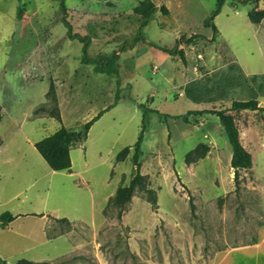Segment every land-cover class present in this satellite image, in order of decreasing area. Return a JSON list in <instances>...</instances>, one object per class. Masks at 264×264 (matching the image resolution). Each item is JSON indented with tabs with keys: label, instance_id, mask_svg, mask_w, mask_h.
<instances>
[{
	"label": "rangeland",
	"instance_id": "obj_1",
	"mask_svg": "<svg viewBox=\"0 0 264 264\" xmlns=\"http://www.w3.org/2000/svg\"><path fill=\"white\" fill-rule=\"evenodd\" d=\"M61 1L6 0L5 4L1 1L0 9L4 13L2 22L6 28H19L17 21L26 14L34 16V27L43 28L45 21L39 15L42 12L59 13ZM139 1L63 0L62 3L61 12L65 15L78 14L81 20L79 27L87 31L89 36L98 39V44L106 40L105 46H111L103 52L107 59L124 61L130 58L131 55H122L128 47H123L121 43L127 45V41L135 40L140 35L147 49L140 56L137 71L129 73L131 75L135 72L129 79L130 90L123 103L119 104L126 118L122 127L107 131L104 140L97 142L92 148L94 153L86 160L73 156V170L82 173L73 176L66 171H51L46 166L47 172L44 174L36 161L26 166L33 168L34 178L41 176L37 182L33 177L31 180L28 176L21 177L19 173L24 167L22 164H18L13 172V185L35 182L26 189L27 198L22 204L24 212L44 215L50 219L65 218L64 215L73 213L86 220L88 225L60 222L55 228L56 231L70 235L73 243L65 244L66 248L78 245L74 255L57 261L60 264H209L219 251L254 242L258 227L263 222L261 188L249 171L240 172L238 189H235L233 169L229 163L231 148L218 119L207 114L201 117L189 116L187 121L172 116H184L190 110L208 106L207 103L195 104L189 99L178 97L179 91L171 92L164 99L167 91H163L168 86L162 77L171 74L164 61L166 58L173 64L174 61L166 57L168 53L156 51L152 47L154 43H171L173 29L183 38L199 33L196 39L205 40L204 37H208L209 33V28L205 26L206 20L219 8V16L216 14L218 17L215 16L213 21L218 22L222 39L228 40L225 43L236 49L237 53L247 54L254 59L256 50L253 46L257 42L253 39V33L242 27L239 17H234L228 23L224 15L236 13L234 16H242L253 8L258 9L260 1L224 0L218 4V0H154L168 7L170 15L163 16L157 9L141 30L140 19L133 14V8ZM85 15L89 18L94 15V18L86 20L83 17ZM62 20L67 24L72 18L67 20L63 17ZM46 24V27H52L49 21ZM66 26L69 28V25ZM57 27L64 26L53 25L54 29ZM146 42H150V45ZM199 43L197 48L203 52L208 44L217 51H227L226 44L218 36L212 42ZM12 64L4 62L0 53V95H5L0 98V106L6 105L13 109L16 105L24 108L31 100L30 96L41 85L39 82L34 87L28 84L38 81L30 77L38 71L13 68ZM154 64L159 70L152 74ZM208 75L199 77L203 79ZM90 86L82 85V91L73 96L76 98L74 106H63L62 112L68 126L76 127L80 124L82 115L75 111L82 114L92 112L104 101L101 94L89 89ZM151 94L155 96L153 104L149 99ZM155 106L162 113H154ZM221 107L216 105L210 108L219 110ZM145 108L152 112L147 114L146 130L140 145V173L146 179L147 188L154 191L156 204L149 202L146 192L136 189L122 209L113 204L106 206V198L112 196L118 186L127 185L134 175L132 149L122 162L116 163L115 156L124 147L135 143ZM163 113L172 117L163 116ZM2 116L0 139L5 141L10 151L19 150L28 156L37 155L44 163L35 148L27 143L40 140L53 131L47 126L41 128L37 121H34L33 126L28 122L24 124L23 117L18 115ZM52 124L56 125L54 122ZM187 157L189 163L185 161ZM92 197L95 203L94 221L91 219ZM19 199L22 196L9 205L0 206V212L17 204ZM5 212L12 215L7 210L2 213ZM119 212L121 217L118 219ZM92 222L96 225L90 226ZM55 229L49 233L52 234Z\"/></svg>",
	"mask_w": 264,
	"mask_h": 264
},
{
	"label": "crops",
	"instance_id": "obj_2",
	"mask_svg": "<svg viewBox=\"0 0 264 264\" xmlns=\"http://www.w3.org/2000/svg\"><path fill=\"white\" fill-rule=\"evenodd\" d=\"M1 1L3 4L6 3V0H0V2ZM259 1L260 6L258 9H264V0ZM62 3L63 0L59 5V13L57 11L54 14L42 12L39 15V18L45 21V27L43 28L34 27V16L29 17L26 14L23 19L17 21V24L20 26L19 28H6L4 22H2L4 13H2L3 11L0 9V53L2 60L6 63L13 62L11 65L13 68H24L32 71L37 70L38 73L34 72V76L30 77L34 78L33 80L38 79V81H32L28 84L32 87L37 86V82L41 84L38 87L39 89L30 96L31 100L28 101L24 108L17 107L16 105L13 109L6 105L0 106V119L3 117L2 114H5L7 117L18 115L23 117L22 122L24 124L28 122L29 125L32 124L33 126L34 121H37L41 128H46L47 126V128L51 129L53 132L61 125L68 130L79 131L82 125L92 120L94 117H97L100 113V116L90 126L86 139L81 142L70 144L69 156L71 167L66 172H68L69 175L75 176L82 173V171L75 172L73 170V156L86 160L90 154L94 153L92 148L96 146L97 142L99 143L104 140L107 131L122 127L123 121L126 118H124L125 113L122 111L123 109L119 107V104L123 103L125 96H128L130 90L129 86L131 81L129 79L133 77L132 74L135 72L131 75L129 73H131L132 70L137 71L140 66V56L142 53H145L147 47L144 45L145 40L143 36L140 35V39L136 38L135 40L127 41V45L124 42L121 43L124 44L123 47H128L126 53L122 55H131L130 58L124 61H121L123 59H107V55L103 52H105L106 48L108 50L111 46H105L106 40H101V44H98V39L89 36L87 31L79 27L81 20L78 18V14L73 15L68 13L65 15L61 12ZM155 3L157 6L163 5L158 2ZM163 6L167 9V13L166 15H162H170V9L165 5ZM247 13L248 12L242 16H234L236 13H226L224 16L227 18L228 23H231L234 17H239L242 27L246 28L248 32L253 33V39L257 42V45L253 46L256 50L255 58L251 59L252 56L239 54L236 52V49H232L229 44L225 43L229 41L222 39L219 24L213 21L216 30L213 33L210 27H206L209 28V33L206 32L208 37H204L205 40L194 39L190 43L181 42L178 45V49L182 51V56L167 54L168 56L166 57L171 58L174 64L167 58L165 59L166 62L164 61L171 70V74L162 77V81L168 86L167 90L163 91L164 93L167 91V95H165L167 97L164 98L165 100L170 96L171 92L179 91L178 97L189 99L195 104L207 103L209 108L206 107L204 109H211L210 107L216 105H221L224 108L228 107L233 101L250 100L257 101L258 106L264 108V18L258 24H254L249 21L246 16ZM63 17L67 20L71 17L72 20L64 24L62 20ZM83 17H85L86 20H93L94 15L90 16V18L86 15ZM46 21H49L52 27H46ZM14 23L16 22L14 21ZM54 24L64 27H57L54 29ZM66 25H69V28H67ZM173 31L170 40L171 43L168 45L154 43L153 45L171 49L178 41L180 42L181 39H188L192 35L199 34L193 33L183 38L175 29H173ZM215 36H218L219 39L226 44L225 49L227 51L225 52L223 46L222 51H217L211 44L204 45L205 52H203V61L201 63V75H209L207 78L202 79L196 76L192 71V66L195 61L192 47L198 49L197 47L200 41L201 44L206 41L212 42ZM146 44L150 45V42H146ZM154 49L162 52L156 48ZM207 50L209 53H206ZM133 54L136 56L133 57ZM153 66L157 67L156 71L159 70L157 65L154 64ZM123 68H125L126 72ZM156 71L152 70V74ZM191 73L194 77L192 75V77L190 76ZM112 77L114 79H111ZM113 80L115 83H113ZM51 83L55 88L61 124L54 120L53 117L51 118L46 115L34 117L33 115V110L46 102V93ZM85 84L91 85L89 89L96 91V94H101L104 101L92 112L87 111L82 114L79 111H75V113L81 114L82 118L78 126L70 127L64 120L62 112L63 106H71V104L74 106L73 102L76 98L73 96L80 93L82 91V85ZM3 97H5V95H0V98ZM154 97L153 94L149 96L152 104L155 102ZM77 103L78 101L76 100V104ZM136 105L139 106L137 103ZM157 109L158 108L155 106L156 111H158ZM158 112L160 113L161 111ZM166 115L171 116L170 114ZM52 122L56 123V125H53ZM236 122L241 144L251 155V168L248 171L260 185L262 210L264 213V112H259L257 110L252 112L249 110L240 111L236 114ZM50 124H52L51 128L49 126ZM32 128L33 127H31V129ZM214 131L215 133L217 132V130ZM37 141L38 140L30 141L27 144L34 147L33 143ZM230 160L231 151L229 149V163ZM31 161H36L41 172L44 174L47 172V164L45 161L42 163L37 155L33 154L28 156L19 150L11 152L5 141L1 140L0 166L2 164V167L0 169V206L9 205L10 202L18 200V198L22 196V199H19L17 204L14 206L12 205L11 208H4V210H2V212L6 210L11 212L12 216L15 217L8 225L4 227L0 226V258L9 264L22 259L33 262L47 261L50 263L74 255L76 252L75 250L78 249V245L73 244L70 249L68 247L66 248L65 244L69 245L70 242L73 243L70 235L68 233L56 231L55 228L59 226L60 219H66V222L87 223L86 220L73 213L64 215L65 218L50 219L44 215L37 216L38 214L36 215L32 212H24V210H22V204L27 198L26 189L41 178V176L34 178L33 168L31 167V169L26 166V164H32ZM18 164L24 165L19 173L21 177L28 176L30 180L34 178L33 180L35 182H31V184L27 185H13L11 183L13 172ZM110 197L111 196H108L106 198V204ZM94 205L95 203L92 197V221H94L93 219L95 216L93 215L95 213ZM74 208L77 210V206L74 205ZM95 225V222H92L90 226ZM51 229H55V231H52V234L49 233ZM209 264H264V216L262 224L258 227L254 242L246 246L219 251L213 256Z\"/></svg>",
	"mask_w": 264,
	"mask_h": 264
},
{
	"label": "trees",
	"instance_id": "obj_3",
	"mask_svg": "<svg viewBox=\"0 0 264 264\" xmlns=\"http://www.w3.org/2000/svg\"><path fill=\"white\" fill-rule=\"evenodd\" d=\"M224 0H218V4H222ZM243 2L247 0H242ZM219 6V5H218ZM159 9L161 14L166 15L167 9L163 5L157 6L154 0H140L138 5L133 8V14L138 16L140 19L139 30L144 28L147 22L151 19L155 11ZM219 8L210 14L207 18L205 26L210 27L213 33L215 32V26L213 19L218 14ZM251 23L258 24L264 17V9L253 8L248 11L246 15ZM199 35H192L188 39H181L176 45L171 49H166L159 47L158 45H153L152 47L164 51L172 56H182V51L178 49V45L183 43H190L192 40L196 39ZM140 39V36L137 37ZM143 107V106H140ZM144 108V107H143ZM57 97L55 93L54 85L51 83L49 89L46 93V102L35 108L34 117L40 115H46L48 117H53L54 120L61 124L60 114L58 112ZM259 111L264 112L263 107L258 106V102L255 100L250 101H233L228 107H222L218 109H204V110H191L185 113L184 116H175L174 118H182L187 121L186 118L193 116H202L204 114L215 116L219 124L222 126L224 134L231 148V160L230 167L233 169V181L235 184V189H238L239 185V174L243 171H248L251 168V155L243 148L240 141L239 130L236 122V114L240 111ZM148 112L152 110L144 109L142 112V121L139 130L138 137L135 143L131 146L124 147L115 156V162L124 161L132 149V164L134 167V175L127 185H120L116 188L114 194L108 199L107 204H113L118 208H123L132 198L136 189H141L148 195L149 202L152 205L156 204V197L154 191L147 188V183L145 177L140 173V156L141 144L144 138V132L146 130V117ZM154 113L158 114V111L153 110ZM161 115V114H160ZM100 116L94 117L92 120L88 121L82 125L81 129L78 130H68L64 126H60L53 134H50L37 142L33 143L36 151L45 161L47 166L52 171H67L71 167V160L69 156L70 144L74 142H81L86 139L87 132L92 125V123ZM167 116V115H163ZM1 142V140H0ZM186 163H189L188 157L185 159ZM118 219L121 217L119 212L117 215ZM14 216L10 213L5 212L0 215V226L4 227L14 220ZM59 222H66V219H60ZM0 264H9L0 258ZM12 264H60L58 262H33L28 260H18Z\"/></svg>",
	"mask_w": 264,
	"mask_h": 264
},
{
	"label": "built area",
	"instance_id": "obj_4",
	"mask_svg": "<svg viewBox=\"0 0 264 264\" xmlns=\"http://www.w3.org/2000/svg\"><path fill=\"white\" fill-rule=\"evenodd\" d=\"M192 49L194 50V63H193V66H192V71L193 73L196 75V76H200L202 74V61H203V51L198 48V49H195L192 47ZM157 70V67L156 66H153V71H156Z\"/></svg>",
	"mask_w": 264,
	"mask_h": 264
}]
</instances>
